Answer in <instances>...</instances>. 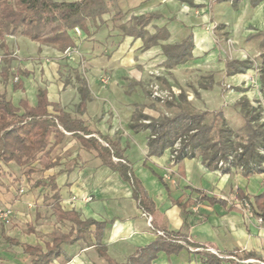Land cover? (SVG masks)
Here are the masks:
<instances>
[{
	"label": "crops",
	"instance_id": "obj_1",
	"mask_svg": "<svg viewBox=\"0 0 264 264\" xmlns=\"http://www.w3.org/2000/svg\"><path fill=\"white\" fill-rule=\"evenodd\" d=\"M116 3L118 8L126 13L123 22L130 16L154 15L155 18L150 21L145 30L153 35L156 29H165L168 39L160 44H177L188 36L192 38L191 59L173 69H166L160 46L144 48L140 38L123 37L116 28L117 24L111 21L113 15L111 11L101 17L103 25L96 33H94L93 24L88 23L89 37L80 31L78 36L71 33L75 49L81 48L82 55L90 59V63H95L94 58L98 55L100 64L105 61L101 66L110 68L115 79L118 78L119 81L121 78L131 79L136 81L138 86L147 79V71L162 70L166 72L165 77L169 72L172 74L170 77L176 79V86L182 89L179 91L180 95V92H184V77L189 76L188 71L202 70L210 63L224 64L225 58L220 54L226 47V43L222 41L225 37L229 40L250 31H254L255 34L246 36V41L256 36H264L262 35L264 34V0L255 7L249 0H242L236 10L229 2H212V0H117ZM197 6L199 8H195ZM85 79L87 87L90 82L95 81V74L91 69L86 72ZM199 80L200 77L198 79L194 77L191 85L192 93L195 90L198 96L199 93L207 91L198 87ZM165 81L163 83L167 84ZM185 96L187 97V94ZM177 98L178 96L175 98L176 101ZM88 102L89 100L85 109ZM51 103L62 107L59 102ZM85 109L79 110L83 115L76 117L64 110L83 121L90 129L99 132L100 135L118 142L122 156L129 164L133 176L140 182L154 204V212L149 215L148 224L131 197L129 184L122 181L117 173L103 167L96 155L94 166L91 168L89 163H86L82 173L76 172L78 170L64 172L61 166H55L52 162L54 167L49 170L50 173L45 179L47 184L52 182L56 185L61 210L76 212L81 221L92 219L105 222L101 244L105 246L109 258L116 263H124L137 249L153 242L160 237L157 233L162 232L163 234L177 233L191 247H186L176 255L159 253L152 264H204V255L210 254L208 250H213L222 257L224 260L222 264H244L242 263L244 260H238L232 255L242 256L248 253H253L256 258L249 260L264 262V222H259V218L252 216L246 208L240 207L233 196L236 190L249 197L260 194L263 191L264 175L244 177L234 170L229 174L220 175L208 170L201 160L195 157H187L175 162V150L178 145L172 152L165 151L161 157L146 158L147 132L133 133L127 129L126 137L130 136L134 141L127 144L125 139H114L113 134L103 131L100 127L89 126L87 119L84 118ZM145 115L148 114L145 113ZM134 166L139 169L136 170ZM88 167L91 168L90 171ZM165 171L170 173L169 180H166L167 188L157 179V177H163ZM102 178L103 180L100 181ZM146 184H149L153 191H148ZM85 194L92 196L91 202L83 203L80 200V197ZM49 195L48 191L44 196ZM44 196L41 201L49 203L52 212V202L44 201ZM72 197L76 198L73 202H71ZM176 201L185 204V208L178 207L175 204ZM112 202L116 207L108 216L107 205ZM11 204L16 210L18 206H21L22 210L28 206L27 202L21 199H16ZM52 215L57 224L68 228L65 232L52 231L47 241H41L37 236L39 243L31 245L7 234L5 227L2 228L0 236L3 238L2 235H5L20 243L44 249V244L50 242V236L53 233H67L72 226L68 221H57L53 212ZM32 234L33 231L29 233V235ZM3 243L8 247L20 248L7 244L4 239ZM194 246L200 248L196 249ZM62 250L64 256L69 258L68 261L60 257L52 264H106L95 249L92 235L86 241L79 240L71 246L63 245ZM226 257H233L236 261L225 259ZM31 262L30 260L28 264Z\"/></svg>",
	"mask_w": 264,
	"mask_h": 264
},
{
	"label": "trees",
	"instance_id": "obj_2",
	"mask_svg": "<svg viewBox=\"0 0 264 264\" xmlns=\"http://www.w3.org/2000/svg\"><path fill=\"white\" fill-rule=\"evenodd\" d=\"M241 1L212 0V2H229L234 10ZM249 1L255 7L263 0ZM116 2L117 0H0V48L3 51L0 78L3 84H8L9 77H12L15 80L11 83L12 91H23L21 76L29 75L19 69L12 72L11 63L14 58L9 54L5 43L7 37L23 36L32 43L51 47L59 54H64L68 49H75L74 38L71 35L74 29L89 37L88 23L93 24L96 33L103 25L101 17L109 14L110 11L113 14L111 21L117 24L116 28L123 37L140 38L144 48L160 46L166 69H173L191 59L193 43L190 36L177 44H160L168 39L165 29H156L153 35L145 30L155 18L154 15L130 16L123 22L126 13L118 8ZM222 41L227 43V38ZM256 61L225 59L224 75L232 77L245 74L252 69ZM258 62L259 83L264 92V49L260 51ZM73 73L79 84L80 103L77 108L83 111L89 100V90L81 75L76 70H73ZM213 84V77L208 75L200 78L198 87L208 90ZM193 93L198 96L195 90ZM170 98H173L171 93ZM185 100L184 92H180L177 101L164 100L167 109L176 110L169 116L152 118L139 111V108L135 109L128 129L133 133H148L146 158L161 157L165 151L172 152L175 145H178L175 150V162L187 157H195L199 158L208 170L220 175L229 174L235 169H239L244 177L264 175V123L259 122V111L251 107L246 97H242L235 104L244 122L238 133H234L229 128L221 110L213 112L205 110L191 114L180 106ZM67 138L75 140L82 150L95 153L103 167L117 173L122 181L129 184L131 197L142 215L149 216L154 212L152 200L133 176L129 164L122 156L118 142H113L90 129L83 121L67 113L59 104L51 103L45 88L38 89L33 106L26 100H20L15 106L5 94H0V167L14 165L18 169L26 168L28 176L37 172L45 173L54 167L51 161L53 151ZM157 179L167 188L163 177ZM33 186L49 188L50 195L44 196L43 200L52 202V212L57 221H68L72 226L67 233H53L50 242L44 244V249L2 235L7 244L20 247L22 253L31 258V264H52L60 257L68 261L69 258L64 256L62 246L74 245L79 240L86 241L91 235L94 237V246L98 255L106 264H152L159 253L176 255L186 247H191L177 233H167L164 234L165 238L157 237L147 246L137 249L124 263H116L109 258L105 246L101 244L105 222L92 219L81 221L76 212L62 211L59 204L60 196L54 183L43 184L39 181ZM233 196L240 207L247 204V211L264 222V186L263 191L253 197L246 196L238 190L234 191ZM175 204L181 209L185 208V204L179 201ZM232 256L241 261L256 259L253 253ZM223 262V258L211 253L204 255V264Z\"/></svg>",
	"mask_w": 264,
	"mask_h": 264
},
{
	"label": "rangeland",
	"instance_id": "obj_3",
	"mask_svg": "<svg viewBox=\"0 0 264 264\" xmlns=\"http://www.w3.org/2000/svg\"><path fill=\"white\" fill-rule=\"evenodd\" d=\"M249 34H255V32H245L236 38L227 40L226 47L220 56L225 59L257 60L252 69L242 75L226 77L223 63L217 62L207 64L202 70L188 71L189 76L184 77V92L189 98L186 97L187 99L180 105L184 111L192 114L205 110L210 112L221 110L229 128L234 133H238L244 122L235 104L242 97H246L251 107L259 111V122L264 123V92L259 83L260 66L258 62L260 51L264 48V36H256L254 39L246 41L245 37ZM5 42L9 54L14 58L11 63L12 72L19 69L29 74L27 77L21 76L23 91L18 92H13L11 89V83L15 82L12 77H9L6 85L0 78V94H5L6 98L15 106L20 100H26L33 106L38 89L46 88L51 102H59L67 112L75 117L82 116L83 114L81 115L77 108L80 102L79 84L73 70H76L84 80L86 72L91 69L95 74V81L88 84L89 102L84 118L87 119L86 122L89 126L100 127L103 131L110 132L114 139H125L127 144L134 142L130 136L126 137V132L136 108L152 118L162 115L169 116L176 111L174 108L167 109L164 106V100H175L176 96H179V91H182V89H178L176 79L171 78L172 74L169 72L167 73L169 76L165 77V71L149 70L146 73L147 79L142 82L141 86H138L136 81L131 79L121 78V81L118 78L115 79L110 68L101 66L105 61L100 64L98 55L94 58L96 62L90 63L91 60L82 55L79 47L68 53L59 54L51 47L30 43L25 37L19 35L7 37ZM261 42L262 45H260ZM2 54L3 51L0 48V72L3 67ZM96 69H98L97 72H95ZM209 74L214 80L212 87L201 94L199 93V96H194L191 89L193 78L198 79V77H206ZM102 76L109 78L106 84L100 82ZM163 81L167 84H164ZM64 86L65 88H63ZM170 93L173 98H170ZM94 160V153L86 154L80 145L70 138L58 146L51 156V161L55 166H61L64 172L78 170L76 172L80 173L86 163H89L92 168ZM88 168L90 171L91 168ZM138 169L136 168V170ZM234 171L240 172L239 169ZM49 173L50 171L37 172L28 176L26 168L18 169L14 165L0 167V210L10 209L12 214L11 223L5 226V232L31 245L39 243L38 237L41 241H47L52 231L65 232L68 228L65 225L57 224L49 203L41 201L42 196L49 191V188L33 186L39 181L47 184L45 178ZM169 176L170 173L165 171L163 178L169 180ZM78 178L80 179V177ZM102 180L103 178L100 179V181ZM146 185L148 191H153L149 184ZM20 191L22 192L20 193ZM89 196V194H85L80 197V200ZM90 197L92 198V196ZM16 199L27 202L28 206L25 210H22L21 206H18V210L12 207L11 203ZM107 206L109 216L116 206L113 202ZM1 231L2 227L0 226V233ZM31 231L33 234L29 235ZM30 260L21 253L20 248L5 245L0 236V264H28Z\"/></svg>",
	"mask_w": 264,
	"mask_h": 264
},
{
	"label": "built area",
	"instance_id": "obj_4",
	"mask_svg": "<svg viewBox=\"0 0 264 264\" xmlns=\"http://www.w3.org/2000/svg\"><path fill=\"white\" fill-rule=\"evenodd\" d=\"M74 34H76V35L78 34L79 35L80 34L79 30L78 29H74ZM69 51L70 50L68 49L65 53H68ZM108 80H109V78L107 76H102L100 78V82L103 83V84H106L108 82ZM21 192L22 191H20V193ZM75 200H76L75 197H72L71 198V202H73ZM91 200H92V198L90 196L89 197H83L82 198V201L84 203H89ZM243 207L244 208H247V204H245ZM143 216L146 218V220H147V222L149 224L150 217L149 216H146V215H143ZM11 219H12V214H11V210L10 209L0 210V226H7V225H9L11 223ZM258 221L261 222V219H258ZM157 234H158V236L165 238V235L162 232H159ZM208 252H210L211 254H213V255H215V256H217L219 258H222V257L218 256L217 253L215 251H213V250H208ZM225 259L235 260V258H233V257H226ZM242 263H244V264H249V263H252V264H264V262H260V261H256V260H246V261H243Z\"/></svg>",
	"mask_w": 264,
	"mask_h": 264
}]
</instances>
